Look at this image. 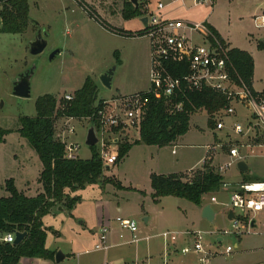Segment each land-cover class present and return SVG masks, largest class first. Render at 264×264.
Listing matches in <instances>:
<instances>
[{"label": "rangeland", "instance_id": "rangeland-1", "mask_svg": "<svg viewBox=\"0 0 264 264\" xmlns=\"http://www.w3.org/2000/svg\"><path fill=\"white\" fill-rule=\"evenodd\" d=\"M124 1L29 0L31 26L27 35L0 34V130L13 131L7 137V145L0 146V197L9 196L1 189L6 186L5 179L20 174L16 155L19 161L29 157L28 176L38 187L36 170L38 172V168H43L42 163L27 140H23V147L18 145L17 139L20 138L15 131L20 128L21 117L37 115L35 105L39 97L51 94L61 100L65 95H73L81 89L91 77L99 85V99L114 108L119 104L116 100L147 92L151 88L150 40L144 35L127 36V33L133 35L144 31L145 27L140 17L124 19ZM159 2L165 5L162 14H171L170 19L194 21L192 17L195 16L196 22H207L232 47L251 52L255 62V89L264 90V49L258 47L264 29H258L254 22L264 9V0H218L212 6L196 7L194 0H185V4L174 0H148L149 8L154 11ZM39 32L47 40V47L40 55L33 56L30 44ZM58 50L61 53L51 60V55ZM113 68L112 88L108 89L103 86L100 77ZM30 69H34L30 98L15 96L16 80ZM235 108V115L222 116L223 130L210 128L209 114L201 110L191 117L188 133L176 142L162 148L144 144L134 146L129 157L107 168L97 184L80 191L79 197L85 200L83 209L94 214L97 202L104 201L101 204L103 210L109 207L115 225H119L114 221L117 217L135 220L140 230L139 237L141 231L152 236L149 242L143 240L140 245H153V264H163L167 254L163 252L164 242L160 235L178 232L180 238L170 246H174L172 249L177 247L181 252L184 239L192 244L190 238L181 236L187 231L205 233L204 249L212 254L208 264H264V212L251 215L256 222L253 229L246 221H241L238 230H235V221L228 219L232 210L231 193L241 191L244 184L264 181V137L257 129L248 128V124L253 123L251 112L241 105H235ZM90 125L89 118L57 119L54 124L56 138L64 144H78L77 158L90 159L93 152L101 150L100 145L95 147V151L86 145ZM235 125L236 129L243 130L242 135L234 131ZM114 139L120 143H133L139 139V127L129 126L125 136L118 132ZM234 147L240 153L236 159L229 155ZM112 149L118 150V145L112 144ZM241 161L248 166L244 172L238 168ZM210 163L218 170L220 166L232 163L221 173L230 187L220 193L205 195L201 206L174 197H166L160 205L150 198L144 199L139 192L129 189L120 192L119 189V184L150 189L151 172L158 175L180 174L190 180L203 165ZM95 187L99 188L93 189ZM212 198L216 202H212ZM105 202H109V206ZM139 204L145 205L146 210L137 214ZM208 205L217 213L213 223L202 216ZM118 206L123 210L120 214ZM57 209L53 211L55 215L68 218L69 214ZM234 213L245 217L240 210H234ZM145 218H150V222L145 223ZM226 230L231 234L224 235ZM64 231H68L67 224ZM219 238L223 242H219ZM228 247H232L229 255L226 254ZM180 252L173 254L167 263L183 264L185 257ZM195 255L186 258L190 259V264H201L199 256Z\"/></svg>", "mask_w": 264, "mask_h": 264}, {"label": "trees", "instance_id": "trees-1", "mask_svg": "<svg viewBox=\"0 0 264 264\" xmlns=\"http://www.w3.org/2000/svg\"><path fill=\"white\" fill-rule=\"evenodd\" d=\"M0 6V34L23 35L28 32L31 26L29 0H0ZM143 10L142 5L137 8L131 0H125L122 15L127 20L141 18L145 15ZM210 29L222 40L215 29ZM127 34L128 37H142L146 36V30L133 35ZM258 47L264 49V44L260 42ZM229 58L233 80L238 84L242 81L255 95L263 97L264 91L257 93L253 88L255 64L252 55L232 48ZM184 73L178 66L172 70L176 77H181ZM140 94L148 97L149 101L143 107L139 139L133 143L118 141V164L136 145L162 148L176 142L179 137L188 133L191 117L201 110L207 111L209 127L215 129V115L228 108L232 102L227 96L209 89L183 91L168 99H157L154 94L149 95L147 92ZM58 97L51 94L39 97L35 105L37 115L20 118L17 132L38 154L43 166L39 179L43 192L37 197L28 198L18 191L12 179L6 181L5 189L10 196L0 197V234L26 233V237L18 245L0 242V264H19L22 258L54 259L55 254L46 249L47 232L51 229L44 227L43 218L60 206L68 211L73 210L81 197H72V194L97 184L109 168L104 165L100 152H93L92 157L87 160L66 158V144L56 138L54 128L55 122L60 118H89L96 127V115L104 103L99 99V85L88 77L84 86L74 92L72 101H66L65 98L60 100ZM177 106H181L179 111ZM12 132L0 130V142L3 136ZM118 132L122 136L126 135L122 131L117 130L116 133ZM95 147H92L93 151ZM119 187L122 188L121 184ZM151 187L155 202L174 197L197 206L202 205L205 195L228 189L223 175L211 163L203 165L190 180L184 179L180 174H153ZM247 220L242 219L246 222Z\"/></svg>", "mask_w": 264, "mask_h": 264}, {"label": "built area", "instance_id": "built-area-1", "mask_svg": "<svg viewBox=\"0 0 264 264\" xmlns=\"http://www.w3.org/2000/svg\"><path fill=\"white\" fill-rule=\"evenodd\" d=\"M218 0H194V6H212ZM145 10V15L141 18H148V27L145 28L146 36L150 40L151 46V88L147 93L154 94L157 99L171 98L183 91H202L209 89L223 94L231 99L228 108L223 109L215 115L216 127L220 131L225 128L222 116L236 114L235 105H241L251 112L253 123L248 124V128L257 129L264 137V96L255 95L247 86L240 81L239 84L233 80L231 75L232 64L229 52L232 47L220 40L212 32L207 22L188 21L183 19H170L162 14L165 5L158 3L155 10L149 8L148 0H138ZM258 29H264V9L260 16L254 20ZM175 66L181 67L185 72L181 77L172 74ZM66 101H72L73 95L64 96ZM118 101L114 108L105 101L103 108L96 115V129L101 146L100 156L106 165L110 167L118 161V150L112 149V144H116L114 136L116 131L127 134L128 127L140 125L143 107L148 104V97L142 94L124 96ZM181 106H177L179 111ZM234 131L243 134V130L236 125ZM73 133V131H71ZM80 147L76 143L66 144L65 156L68 159H77ZM214 151V149H213ZM211 152V151H210ZM231 158L240 157L238 148L230 150ZM232 163L219 167V172L223 173ZM226 186H230L226 183ZM232 211L240 210L245 217L236 216L233 229L238 230L239 223L243 218H247V225L252 228L253 215L264 212V181H257L244 184L241 191H234L230 196ZM212 202H216L212 198ZM235 214V213H234ZM116 222L123 231L134 234V242H137L138 224L135 220L118 217ZM256 223V222H255ZM110 229L107 225L101 227L99 243L96 250H106L108 248V234ZM231 232L224 231V235ZM185 238H190L192 244L182 247L183 255L197 254L201 264H208L212 256L204 249L203 241L205 233L192 231L184 234ZM164 242L176 243L178 235L171 232L162 234ZM16 233L0 234V242L14 244ZM232 252V247L226 249V254Z\"/></svg>", "mask_w": 264, "mask_h": 264}, {"label": "crops", "instance_id": "crops-1", "mask_svg": "<svg viewBox=\"0 0 264 264\" xmlns=\"http://www.w3.org/2000/svg\"><path fill=\"white\" fill-rule=\"evenodd\" d=\"M174 2H182V4H185V0H174ZM165 16L168 18H172L171 14L169 13L165 14ZM192 19L196 21L195 16L192 17ZM34 39L35 38H33L32 41ZM262 39H264V36ZM232 48H236V47H232ZM249 53L251 54V52ZM254 75H255V70H254ZM253 88L257 93H261L264 91V90L257 91L255 89L254 80H253ZM215 131L217 130L215 129ZM8 135L3 136L2 142H0V146L7 145ZM18 136L19 137L17 138H20L17 139L18 145H21L23 144L22 143L23 140L26 139L22 138L20 134ZM23 146L24 145H21V147ZM25 146L27 145L25 144ZM131 151L129 152L127 157H129ZM28 158L29 157H26L24 161H19V157L17 155L15 156V161L19 162V165L17 166V170L20 171V174H18L17 176H10V178L14 181V184L19 192L23 193L28 198H34L43 192L42 185L39 182L43 168L42 169L38 168V172L36 170V173L38 174V178H37L38 187H36L34 185V182H32V180H30L28 176L30 174L29 171L30 160H28ZM150 175L152 176L153 173L151 172ZM159 175H163V174H159ZM6 181H8V179H5V182ZM121 186L122 188H119L121 190L120 192L129 189L131 192H135V193L139 192L140 194H142V197L144 199L150 198L152 201H154L152 198V194L154 193L152 187H150V189L142 190L139 189L140 187L139 188L133 186L127 187L124 186L123 184H121ZM96 188L99 187H95L93 189ZM1 189L5 191V193L7 192L5 186H2ZM33 192L36 193L35 195L32 196ZM94 192H96V190ZM94 192L92 193V197L94 195ZM80 194L81 192L78 191L77 193L72 194V197L79 196ZM9 196H3V197H9ZM164 199L165 198H162L158 202L155 201L154 202L162 205ZM84 202H85L84 198L81 197V201L71 211H68L63 207L62 210H59V208L61 207H58L57 211L69 214L67 215L68 218L64 217V215H60V216L55 215L53 213L54 210H52L50 214H48L43 218L44 227L51 229L47 232L46 249L54 253L55 257L59 251L62 252V254L64 255V259L60 263H57L54 257V259L22 258L19 264H153V258H152L153 245H151V243H147L144 246L140 245L143 240L149 242L152 236L147 234V232L141 231V237H139L138 233L140 230L138 228V232L136 234L138 241L134 242V234L128 231L121 230L119 228V225H115L113 223V220L111 219L110 216L109 207H107L105 211L103 210V206L101 204L104 201L97 202V205L94 206V214H91L90 212H86L85 209H83ZM105 204L109 206V202H105ZM119 206L117 208V212L120 214L122 213L123 210L122 208H119ZM144 206L145 205L141 206V204H139L135 213L138 214L140 210L145 211L146 209L144 208ZM145 219H148L146 223L150 222V218H145ZM114 221L116 222V220ZM65 224L68 225L67 232L64 231ZM105 225H107L110 229V232L108 234V242H107L108 248L106 250H96L95 247L99 243L101 227ZM187 232H192V231H187ZM177 233L178 232H176V234ZM177 235L179 239L180 236L179 234ZM181 236H185V235H181ZM160 238H162V235H160ZM218 241L223 242V239L219 238ZM170 245L171 244L167 246L166 243L164 242L163 252L165 253L167 252V254L163 259L164 262L163 264H168L167 262L169 261V259L172 258L173 254H175L176 252H180V249H178L177 247L172 249V247L174 246H170ZM182 245L184 247L190 244H188L187 240L184 239ZM189 255H195V254L183 255L185 257L183 264H190V259L186 258Z\"/></svg>", "mask_w": 264, "mask_h": 264}, {"label": "water", "instance_id": "water-1", "mask_svg": "<svg viewBox=\"0 0 264 264\" xmlns=\"http://www.w3.org/2000/svg\"><path fill=\"white\" fill-rule=\"evenodd\" d=\"M131 1L137 8L139 7L138 0H131ZM141 22L143 23L145 28L148 27L147 17L141 18ZM261 42L264 44V39H262ZM46 47H47V40L45 39L44 35L39 32L35 36V39L30 44L31 54L33 56L40 55L41 53H43ZM59 54H60V50L55 51L51 55V60H53ZM114 71H115V68L109 70L108 72L104 73L100 77L101 83L103 84L104 87L108 89L112 88V79H113ZM33 74H34V69H30L18 77V79L16 80L14 84V95L15 96L20 97V98H30L31 96V84L30 83H31V78ZM98 143H99V139H98L96 127L94 124H91L88 129L86 145L88 147H95L97 146ZM115 143L117 144L118 140H115ZM238 168L241 172H244L248 169V166L245 162L241 161V162H238ZM59 210H62V207L59 208ZM216 215L217 213L213 210L212 206L208 205L204 208L202 216L205 220L213 223L216 218ZM228 219L230 221L236 220V216L232 210L228 213ZM144 221L146 223L148 219H145ZM255 227H256V223L255 221H253L252 228H255ZM25 237H26V233H16V239H15L14 245L20 244L24 240ZM63 259H64V255L62 254V252L59 251L56 254L55 260L57 263H60Z\"/></svg>", "mask_w": 264, "mask_h": 264}]
</instances>
